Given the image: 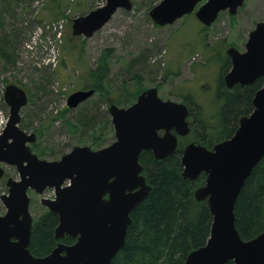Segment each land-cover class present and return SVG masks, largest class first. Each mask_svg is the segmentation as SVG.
Segmentation results:
<instances>
[{
	"label": "water",
	"instance_id": "1",
	"mask_svg": "<svg viewBox=\"0 0 264 264\" xmlns=\"http://www.w3.org/2000/svg\"><path fill=\"white\" fill-rule=\"evenodd\" d=\"M201 1L161 0L149 16L159 26L172 25L191 14ZM244 1L207 0L196 16L210 27L223 11L236 15ZM132 5V0H106L104 6L74 20L73 35L92 37L117 10L129 11ZM245 48L244 52L236 47L226 51L232 62L225 76L229 88L237 83L251 84L264 76V22H258L250 32ZM94 94V89L74 92L68 98V107L76 108ZM3 97L10 114L0 134V179L5 174L4 164L15 166L19 179L9 177L8 192L1 196L6 213L0 216V264H112L125 246L132 211L152 190L143 175L140 155L151 151L155 159L164 160L174 154L178 138L191 131L189 107L163 100L157 87L149 88L128 107L110 106L113 143L99 150L75 146L59 160L49 161L31 149L36 134L20 127L22 109L28 104L27 92L9 84ZM263 157L264 84L253 98L252 113L240 118L231 138L212 148L193 141L183 150L182 175L190 180L203 173L207 176L195 197L206 201L212 214L208 241L192 251L183 264H264V231L244 240L235 216L241 190ZM48 188L55 190V198H44L41 203L59 217L55 238L68 236L76 241L60 242L50 254L37 257L29 249L34 220L28 192L42 194Z\"/></svg>",
	"mask_w": 264,
	"mask_h": 264
},
{
	"label": "rangeland",
	"instance_id": "2",
	"mask_svg": "<svg viewBox=\"0 0 264 264\" xmlns=\"http://www.w3.org/2000/svg\"><path fill=\"white\" fill-rule=\"evenodd\" d=\"M161 0H132V9H119L92 37L73 35L74 20L105 5L106 0H0V40H10L13 62L0 57V134L10 114L3 93L15 84L28 95L22 109L21 128L35 133L32 151L41 159L59 160L75 146L99 150L115 140L109 113L111 105L128 107L143 91L157 87L164 100L198 104L203 117L217 113L214 99L226 51H245L250 32L264 22V0H245L236 15L221 13L217 22L204 26L195 15L172 25L159 26L149 16ZM110 73L95 94L76 108H69L71 94L94 85L90 70L102 62L106 51ZM219 58V59H218ZM218 59V61H217ZM210 60V61H209ZM229 61V60H228ZM96 115L94 130H85L80 118ZM79 119V120H78ZM191 133L188 143L195 140ZM0 179V215L6 213L1 196L9 177L19 179L15 166L3 165ZM30 211L36 220L47 208L29 191Z\"/></svg>",
	"mask_w": 264,
	"mask_h": 264
},
{
	"label": "trees",
	"instance_id": "3",
	"mask_svg": "<svg viewBox=\"0 0 264 264\" xmlns=\"http://www.w3.org/2000/svg\"><path fill=\"white\" fill-rule=\"evenodd\" d=\"M21 0H6L9 2ZM10 40H0V57L13 62L10 55ZM112 50L106 51L101 64L90 70L88 79L97 88L110 73L109 59ZM227 66V65H226ZM222 67V73L226 69ZM220 76L216 98V115L203 117L198 104L190 105L192 129L195 140L213 147L231 138L239 126V120L253 111L252 100L260 82L245 87L226 89ZM183 102L187 104L189 97ZM79 120V119H78ZM85 130H94L96 115L80 118ZM187 137L179 138L177 150L164 160L155 159L151 151H143L139 162L144 167L152 190L147 198L131 213L125 246L114 257L112 264H183L188 255L206 244L210 237L212 214L206 201H198L195 192L205 184L203 173L194 180L183 177L182 154L188 144ZM236 227L244 240L255 238L264 231V157L253 168L235 204ZM59 225L57 214L45 210L32 227L29 249L37 257H44L55 249L59 242L72 244L75 239L65 236L55 238ZM227 264H234L233 261Z\"/></svg>",
	"mask_w": 264,
	"mask_h": 264
},
{
	"label": "flooded vegetation",
	"instance_id": "4",
	"mask_svg": "<svg viewBox=\"0 0 264 264\" xmlns=\"http://www.w3.org/2000/svg\"><path fill=\"white\" fill-rule=\"evenodd\" d=\"M207 2V0H203V1H201V2H199L198 4H197V6L195 7V10L191 13V14H188V15H185L184 17H182V18H185V17H187V16H190V15H195L196 16V12L199 10V8L201 7V6H203L205 3ZM244 4H245V1H244ZM243 7H244V5H243ZM243 7H241V8H243ZM241 8H239L238 10H240ZM227 11V10H226ZM226 11H223V12H226ZM223 12H221V13H223ZM228 12V11H227ZM221 13H220V15H221ZM229 13V12H228ZM220 15H219V17H220ZM197 17V16H196ZM219 17L215 20V22H217V20L219 19ZM181 18V19H182ZM178 21V20H177ZM214 22V23H215ZM213 23V24H214ZM212 26V25H211ZM246 45V44H245ZM245 50H246V48H245ZM240 51V50H239ZM244 52V51H243ZM226 54H227V52H226ZM227 57H228V60H227V62L225 63V66H226V69L224 70V72L222 73V76H223V82H224V85H225V88L226 89H232V88H234V87H236V86H242V87H245V86H248V85H252V84H254V83H256V82H260V87H259V89L263 86V84H264V76L263 77H260V78H258L255 82H253V83H251V84H247V85H242V84H240V83H237V84H235L234 86H232L231 88H229V87H227V85H226V81H225V76L231 71V69H232V62H231V59L229 58V56L227 55ZM219 59V58H218ZM218 59H217V61H218ZM210 61V60H209ZM223 67V66H222ZM90 89V88H89ZM258 89V90H259ZM85 90V89H84ZM86 90H88V89H86ZM257 90V91H258ZM144 92V91H143ZM158 94H159V89H158ZM140 95V94H139ZM159 97H160V95H159ZM138 98V97H137ZM161 98V97H160ZM162 99V98H161ZM164 100V99H163ZM184 103V102H183ZM252 103H253V100H252ZM188 107H190V105L187 103L186 104ZM187 119H188V122H189V125H190V127H191V129H192V119H191V112H190V108H189V115H188V117H187ZM163 133H161V135H162ZM189 135H190V133H189ZM189 135H187V136H184V137H188ZM183 137V138H184ZM179 138H182V137H179ZM179 138H178V145H179ZM193 141H198V140H193ZM193 141H191V142H193ZM191 142H189V143H191ZM188 143V144H189ZM188 144H186V146L188 145ZM185 146V147H186ZM208 147V146H207ZM210 148V147H209ZM212 148V147H211ZM66 184H68V183H66ZM48 189H53V188H48ZM47 190V189H46ZM45 190V191H46ZM54 190V189H53ZM30 191V190H29ZM33 191V190H32ZM44 191V192H45ZM35 192V191H34ZM43 192V193H44ZM37 195H42V194H39V193H37V192H35ZM28 194H29V192H28ZM30 197V196H29ZM44 198H46V197H44ZM44 198H41V200L42 199H44ZM55 198V190H54V196H53V198H47V199H54ZM30 200H31V198H30ZM43 205V204H42ZM30 206H31V201H30ZM44 206V205H43ZM45 208H47L46 206H44ZM47 210L49 211V209L47 208ZM1 216V215H0ZM33 217V216H32ZM33 220H34V218H33ZM35 221V220H34ZM33 224H34V222H33ZM76 241V240H75ZM60 243V242H59ZM75 243V242H74ZM73 244V243H72Z\"/></svg>",
	"mask_w": 264,
	"mask_h": 264
}]
</instances>
